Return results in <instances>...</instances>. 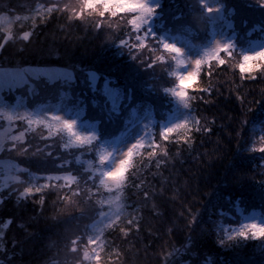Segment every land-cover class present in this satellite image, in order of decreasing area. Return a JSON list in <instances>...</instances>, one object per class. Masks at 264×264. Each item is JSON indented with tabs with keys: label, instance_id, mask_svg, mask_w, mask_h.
Instances as JSON below:
<instances>
[{
	"label": "trees",
	"instance_id": "1",
	"mask_svg": "<svg viewBox=\"0 0 264 264\" xmlns=\"http://www.w3.org/2000/svg\"><path fill=\"white\" fill-rule=\"evenodd\" d=\"M217 1L227 4L226 11L235 4ZM54 2L0 0V13L13 18L8 31L0 30V64L54 65L72 70L75 67L68 85L72 90L57 88L50 98H37V92L31 95L27 106L59 107L61 103L60 108L83 118L101 110L100 117L110 120L109 126H101L102 134L121 133L134 114L148 105L147 101L128 103L133 88L130 93L127 86L132 69H127L132 66L130 52L138 50L132 46L138 44L137 33L127 24L128 17L108 16L106 20L111 22L120 18L118 30L108 29L110 24L101 26V18L74 19L73 10ZM160 2L162 10L166 2L174 5L177 31L186 33L192 41L207 37L209 24L200 0ZM256 3V7L246 8L250 19L238 22L232 17L235 30L228 31L235 33L238 46L264 37V0ZM183 4L193 9L196 21L190 22L178 14L182 13ZM48 8L58 10L48 12ZM223 23L216 25L218 30H223ZM26 33L27 41L22 38ZM156 33L174 34V31L161 28ZM155 43L151 50L163 56L167 70L172 71L176 58L161 51L158 39ZM120 46L122 50L117 51ZM221 58L226 61L224 65L215 60L202 65L188 90L187 112L191 123L185 136L163 140L159 135L157 140L153 135L152 143L132 157L121 188L126 214L105 230L99 255L95 249L91 251L88 239L92 222L99 217L104 194L100 193L96 176L98 207L90 211L92 220L84 221L82 227L79 187L85 165L77 158V150L81 148L75 144L77 150L72 151L69 142L72 136L51 125L46 133L55 136V149H50L55 152L52 156L60 158L65 154L69 163L59 166L58 161L45 159L46 164L40 167L34 181L39 180L38 187L42 190L31 195L24 194L28 188L25 181L18 192L8 191L9 185H0V264H264L261 248L264 239L224 234L243 229L248 215L264 216V152L253 150L261 147L256 139L264 136V73L242 78L227 53H221ZM144 63L149 67L151 61ZM168 73L164 72L166 83L157 84L159 98L150 108L155 127L163 114L166 116L173 110L166 90L174 86L175 75ZM92 74L97 75L94 83L90 79ZM23 87L26 89L27 85ZM111 87L124 91L117 117L113 116L114 106L105 92ZM148 93L152 95L153 91ZM7 100L10 103L16 97L10 94ZM12 133L18 136L20 130L14 127ZM25 141L16 139L24 145ZM152 144L156 145V154L149 156L154 150ZM67 166L75 183L65 186L63 180L61 189H52L56 175L64 173ZM32 168L25 172L26 180L32 178L35 172ZM45 184L49 187L44 188Z\"/></svg>",
	"mask_w": 264,
	"mask_h": 264
},
{
	"label": "rangeland",
	"instance_id": "2",
	"mask_svg": "<svg viewBox=\"0 0 264 264\" xmlns=\"http://www.w3.org/2000/svg\"><path fill=\"white\" fill-rule=\"evenodd\" d=\"M49 1L51 2L53 0ZM54 1V3L58 2V4H62L69 10H74L69 7V0ZM207 1H209L207 9H212L211 12L208 11L210 17L213 20L224 18V20H226L225 28L235 30V24L232 17L234 16L237 20L239 19L238 22H242V19L244 21L250 19V11L246 8L250 6L256 7V2L258 0H225L229 5L232 1H235V4L230 5V8L227 11L226 3L217 0ZM95 2L96 0H87V6H94ZM84 3L86 4L85 0ZM145 3L154 8V12L150 15L147 22L142 24L140 29V33H143L141 36H147V41H145L147 47L146 49L130 50L133 68L132 66H129L127 69H132V75L128 76L130 86L127 87L129 88L130 93V88H133V90L136 89V93L133 94L132 90V95L130 97L128 96V103L147 101L148 105L141 117L135 118L133 127L122 139L115 143L108 142L101 146L102 152L100 155L108 156V159L103 163H101V157H99V160H96L97 158L92 156L94 142L96 138L102 134L101 126L110 125L109 119L100 117L101 110H94L90 114H87L86 118H83L72 110L60 108L62 107L61 103L59 104V107L51 104L50 106L43 107L38 112L37 117L34 118V115H30V110L27 106V101L30 99L31 95L36 94L37 92V98H50L52 94L51 92L56 91L57 88L59 91L63 89L72 90L68 85L71 83L74 76L75 67L73 70L68 67L54 65H32L20 68L14 65L9 66L0 64V185H3L2 187L9 185L6 188L8 191L18 192L22 188L20 187L22 181L23 184L25 181V186L28 185V188H32L33 191H35V189L39 188L38 186L40 183L39 180L37 183L34 181L37 179L40 167L46 164L45 159H50V162L58 161L59 166H64L65 163H69V159L64 157L65 154L60 158L52 156L55 152H52L50 149L52 147L55 149L53 145L55 136L46 133L47 129L51 128V125H58L59 122L57 117H59L64 123L73 124V131L78 136L92 138L88 142L81 144H77L74 137L69 140L70 146L74 148L72 151L77 150L74 147L75 144L77 147L81 148L77 150V158L79 163L85 165L84 176L80 178L82 183L79 187V209L83 227L84 221L92 220L90 211L98 207V198L96 197L98 191L94 186L96 176L98 178V173H104L107 175L109 172L113 171L115 165L121 163L120 159L123 158V153L137 141H142L145 143V146H147L152 143L153 135H155L158 140L162 131L181 123H186L188 130L191 122L187 107H185L184 102L174 94L173 96L176 104L175 112L169 116L166 122L160 120L158 127H155L154 116L150 108L155 105L154 102L159 98L157 84L166 83L168 78L165 77L164 72H169L164 59H157L159 55L156 50L154 52L151 50L152 46L156 45V30L158 31L161 28H165L168 32L170 30L174 31V34L169 33L170 36H167V43L181 50V55L177 58V64L174 63L172 65L176 70L175 73L178 75H187L189 71L195 70L194 62L202 59L204 54L212 50L217 44L232 45L233 55L228 56V58H230L231 63L233 62V65L236 64L240 57L236 35L234 32L231 35H228L224 32L225 30H221L215 34L213 41L209 43L207 47L196 48L192 45L190 39L186 37V33L184 34L175 29L174 26H177L178 24L175 25L176 23L173 22V18L176 14L174 15L172 8L174 5H171V2L170 4L166 2V7L163 10L161 8L162 3L160 0H145ZM40 12L41 11L38 10V13ZM168 12H170L169 18H167ZM186 13L190 15V18ZM178 14H183L185 20L189 21L190 19V22L197 20L193 13V9L184 6V4L182 13ZM7 15L8 14L4 12L0 13V30L8 31L12 26L13 18L8 17ZM94 16L95 15H89L88 17L93 21H98V18H95ZM107 18L108 16L100 19L103 26L104 24H110L108 29L115 27L116 30H118L120 18L119 20L114 19L118 22H115L114 20H112V22L108 21L106 20ZM128 18L131 19V17ZM122 48L123 46H120L117 48V51H121ZM260 50H264V41L254 42L246 55H250L253 52H258ZM146 60L151 61L149 67H146V64L144 63ZM180 61H182V63ZM95 77H97V75L92 74L90 79L93 78L94 81ZM194 81H192V83ZM24 85H27L26 89H24ZM178 85L179 80L177 81L176 87ZM150 90L153 91L152 95L148 93ZM188 90L189 88L187 89V101ZM122 93H124V91L121 92L114 87H111L108 90V94L112 97L114 106L115 114L113 116L116 117L119 115V110L117 109H119L123 100ZM10 94H14L16 100L9 103L7 99L10 97ZM28 116H30V118L26 120L25 117ZM34 119L41 120V123L31 125V121ZM14 127H18L20 135L16 136L12 133ZM187 130L181 129L177 133L170 134L169 137H183L187 133ZM17 137H20V140L23 139V141L27 139L25 145L21 144V142H16ZM262 138H264V136L257 139L255 138L258 146H262ZM130 161L131 157L125 162V167L120 173L121 177L125 176ZM73 166L74 165H71V167ZM30 167H33L32 169L35 172L32 173V178L26 180L27 176L25 172L28 171ZM67 169L68 166L65 168L64 173H58L56 175L57 182L51 187L52 189L56 190L62 188L63 180L60 178L70 176V172H67ZM34 173H36V176ZM99 184L100 193H103L105 198L104 201L101 202L99 217L92 222L93 227L90 235V238L93 240L100 241V244L98 245L99 250L95 249L97 255H99L104 245V232L108 228L107 225L109 223L114 224L122 217V215L126 214V206L122 196V190H117L113 187V189L109 191L104 188L101 182ZM103 206L104 208L102 210ZM249 224L264 225V216L259 213L248 215L243 223V229H235L234 231L231 230V232L225 231L224 234L227 233L230 237H236L239 235V232L244 230L245 226ZM261 248L264 250V240L261 242ZM82 256L85 257L83 254ZM262 256L264 258V253ZM80 257L81 254L79 258Z\"/></svg>",
	"mask_w": 264,
	"mask_h": 264
},
{
	"label": "snow or ice",
	"instance_id": "3",
	"mask_svg": "<svg viewBox=\"0 0 264 264\" xmlns=\"http://www.w3.org/2000/svg\"><path fill=\"white\" fill-rule=\"evenodd\" d=\"M81 5H82L81 8L73 10L72 18L83 20L89 15H95L97 18H105L107 16H111L113 18L118 16L131 17V19H128L126 22L127 24L131 25L133 31L137 33L135 39L138 42V44L132 46L138 49H143L147 47L145 43V41H147V36H141L139 35V32L142 24L147 22L150 15L154 12V8L147 5L145 3V0H96L93 7H88L84 3V0H81ZM56 10L58 9L56 8L47 9L48 12H53ZM206 11L211 12L212 9L209 8L206 9ZM100 24L101 26H103L102 23ZM22 38L27 41L29 39V34L28 33L23 34ZM161 44H162L161 47L162 52L170 54L174 58H178L181 55V50L176 48L175 46L163 42H161ZM221 53H227L228 56H232L233 55L232 45L217 44L212 50L206 52L202 59L196 60L194 62L195 70L189 71L187 75L177 76V79L179 80V85L172 91L175 96H177L184 102L185 107H188L187 89L192 86V81H194L195 78L197 77L201 66L213 60H215L220 65L225 64L226 61L221 58ZM157 59L161 60L163 59V56H158ZM180 62L182 63V61ZM233 67L239 70L242 78L250 79V78H254L253 74L256 72L264 73V50L253 52L250 55L240 56L238 62L234 64ZM57 120L59 122L57 127L60 129V131L66 130L69 135L74 137L77 144L86 143L92 139L91 137L78 136L73 131V124L71 123L66 124L59 117H57ZM33 123L39 124L41 123V120L31 121V125ZM181 129L187 130L186 123L177 124L174 127L162 131L160 133V138L163 140H167L170 134L177 133ZM261 143H262L261 147L254 148L253 150L264 152V138L261 139ZM144 146L145 143H143L142 141H137L135 144L131 145L127 149V151L123 153V158L120 159L121 163L116 164L114 170L109 172L107 175H105L104 179L101 181L102 185L106 190L110 191L113 189V187L116 188L117 190H120L123 187L125 178L121 177L120 173L122 169H124L125 167V162L130 157L132 159L134 154H136L137 151L143 148ZM151 146L154 150L149 153V156H153L156 154L155 152L156 145L152 144ZM160 151L163 152V149L161 148ZM107 159H108L107 155L102 156L101 163H103ZM60 179L65 181V186L70 183L71 184L75 183V179L72 177H62ZM43 187L47 188L49 187V185L45 184ZM41 190L42 189L39 188L35 189L36 192H40ZM32 192H33L32 188L24 189V194L31 195ZM73 195H78V193H73ZM112 226H113L112 223H109L107 225L108 228H111ZM249 235H251L253 239H264V225L249 224L245 226L244 230L239 232V236L243 238H248ZM72 243L75 244L76 241H72ZM99 244L100 241L93 240L92 238L88 239V245L90 246L91 251L92 249L99 250L98 248ZM72 251L75 252L76 249L73 248Z\"/></svg>",
	"mask_w": 264,
	"mask_h": 264
},
{
	"label": "clouds",
	"instance_id": "4",
	"mask_svg": "<svg viewBox=\"0 0 264 264\" xmlns=\"http://www.w3.org/2000/svg\"><path fill=\"white\" fill-rule=\"evenodd\" d=\"M69 7L72 9H79L82 7L81 0H69Z\"/></svg>",
	"mask_w": 264,
	"mask_h": 264
}]
</instances>
